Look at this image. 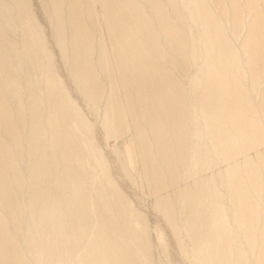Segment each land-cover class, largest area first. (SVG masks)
Masks as SVG:
<instances>
[{
  "label": "rangeland",
  "instance_id": "374dc122",
  "mask_svg": "<svg viewBox=\"0 0 264 264\" xmlns=\"http://www.w3.org/2000/svg\"><path fill=\"white\" fill-rule=\"evenodd\" d=\"M53 1L0 0V77L5 82L0 95L9 108L13 132L9 129L7 134L0 122V136L9 145L15 167L23 178V185L16 183L7 188L6 197L0 194V211L24 258L31 264H44L47 255L42 247L59 244L55 238H50L49 243L42 239V221H62L57 204L65 199L66 182L58 180L63 167L56 169L53 165L63 161L61 157L66 154L67 146L57 142L52 127L57 123L60 127L64 119L68 124L64 127L66 133L73 135L75 156L89 172L90 203L95 202L94 194L102 190L105 200L111 203L113 219L118 221L123 215L124 221L129 222L127 226L134 231L136 239L123 240L131 249H139L133 258L141 264H200L191 226L203 252L217 264H259L264 226V77L257 69L253 70L245 50L251 15L244 2L240 3L243 12L239 21L234 17L230 0L205 1L234 55L235 60L229 63L238 83L237 91L231 94L236 105L234 111L237 109L236 114L246 123L255 114L259 131L250 128L247 137L240 136L224 111L223 129L231 136V143L218 147L211 139V135L217 139L220 136L209 122L217 118L214 109L219 107L217 102L211 109L201 104L194 92L195 84H199L197 96L204 89L210 45L196 14L194 3L198 0H174L185 15V30L197 52L183 69L160 37L166 55L176 61L170 70L173 68L172 73L184 85L187 117L181 128L184 139L190 143L184 159L179 157L174 145V164L168 167L152 129L139 116L132 118L124 110L127 101L123 91L118 88L117 99L108 98L111 91L108 82L116 81L117 73L100 3L81 1L82 23L92 36V65L105 87L103 96L94 100L86 96L73 75L70 1L61 0V15ZM159 1L171 12L169 0ZM137 2L153 17L145 0ZM89 4L94 9L93 16L88 12ZM258 4L264 18L263 1L258 0ZM154 27L158 29L156 23ZM102 53L106 57L105 70L100 66ZM115 100L119 114L113 110ZM209 110L211 118L207 115ZM34 120L42 125V133L31 139ZM236 120H239L237 116ZM134 122L146 132L145 146L139 143ZM34 162H42L44 167H36ZM172 167L174 172L169 170ZM154 168L159 169L160 177ZM240 185L246 187L241 189ZM46 193L52 198L48 204L44 202ZM247 199L256 202L253 214ZM13 200L22 208L16 228L9 210L3 207H9L6 201ZM46 212L51 214L47 216ZM87 215L93 223L99 218L94 211H88ZM76 219L82 217L78 215ZM201 225L207 226L202 232ZM56 258L63 264H83L77 255L59 254Z\"/></svg>",
  "mask_w": 264,
  "mask_h": 264
},
{
  "label": "bare ground",
  "instance_id": "6f19581e",
  "mask_svg": "<svg viewBox=\"0 0 264 264\" xmlns=\"http://www.w3.org/2000/svg\"><path fill=\"white\" fill-rule=\"evenodd\" d=\"M69 1L73 75L86 96L95 100L103 96L105 87L92 65V36L87 31L89 28L83 26L82 21L84 20L83 17L81 18V1L83 0ZM97 1L100 3L103 26L112 47V56L117 73L116 81L113 82L110 79L108 82L111 89L108 98H113V96L116 98L118 88L123 91V97L127 101L125 108L123 107L124 110L132 118L139 116L152 129L151 134L155 137L156 144L163 155L162 158L167 166L171 167L174 164V156L176 155L173 152L174 145L181 159H184L186 152L190 149V143L184 139L183 129L181 128L187 117L184 85L172 73L173 68L170 70V67L175 66V60H178L181 68L185 69L190 59H194V52H197V47L195 48L193 43L190 42L188 30H185V27L187 29L185 15L178 10L179 6L176 7L174 0H169L171 12H168L159 0H145L152 10L153 17L147 14L137 0ZM205 1L198 0L194 4L197 17L202 22L203 31L210 45L208 51L211 55H207L205 62L206 80L203 83L204 89L201 95L197 96L199 84H195L197 91L194 90V92L197 101L202 102L201 104L205 103L210 109L217 102L216 107H219V110L214 109L218 113L217 118H211L212 113L210 110L207 115L211 118L209 122H211L212 128L214 130L218 129L220 132L218 139L213 135L210 136L215 141L216 146L219 147L231 141V136L223 129L222 122L224 120L221 113L224 111L228 113L230 122H234L235 131L244 138L247 137L250 128H254L256 132L259 131V122L253 111L254 117L249 118V123H246L240 115L236 114L237 109L234 111L236 105H234L231 94L238 88V83H236L234 70L229 64L235 60L233 59L234 55H232L231 48L227 44L221 25L218 23L209 4ZM262 1L264 6V0ZM53 2L56 3V11L61 15V0ZM241 2H244V7L249 12L248 15H251L245 50L249 54V63L253 70L257 69V72H261V76L264 77V18L262 11L258 0H230L229 4L233 9L234 17L239 21L243 12ZM87 8L91 16L95 15L92 5L89 4ZM224 12L223 9L220 10L221 14ZM154 23H156L158 29L154 27ZM161 36L166 49L175 55V60L172 56L166 55V50L164 51L165 48L161 45L162 42L160 43ZM225 51H229V54ZM100 59L101 69L107 68L104 53H102ZM202 74L204 73L202 72ZM4 86L5 82L0 77V92L4 89ZM113 88H117V90ZM262 93L264 95V91ZM112 105L114 106L113 110L119 114L117 100ZM56 116L58 117V115ZM236 116L239 119L238 121ZM0 122L3 123L1 125H4V131L7 134H9V129L13 134L10 127L9 108L5 98L1 95ZM60 123H63V125L59 127L57 123L52 128L56 134L57 142L67 146V150L65 148L66 154L61 157L63 161H58L53 166L56 169L63 167L58 180L64 179L66 182L65 199L57 204L62 221L57 223L42 221V239L46 238L48 242L50 238H55L59 241V244L55 246L48 244L45 248L42 247L47 255V260L43 259L44 264H63L56 258L59 254L64 257L77 255L83 264H141L140 261L133 258L134 255L139 253V249H131L124 242V240L134 241L136 239L134 231L128 228L129 222L124 221L123 215L119 216L118 221L113 219V212L110 209L111 203L105 200L102 190H98L94 194L95 202L90 203L87 192L89 172L81 160L75 156L76 146L73 143V135L66 133L64 129L68 125L67 120L63 119ZM61 126H63V129H61ZM134 126L138 132L139 143L145 146L147 136L144 128L142 129L135 122ZM32 131L31 139L42 133V125L37 120H34ZM69 131L71 130L68 127ZM63 134H65L64 139ZM10 150L9 145L0 136V194L4 197L7 196V188L11 187L12 184L23 185V178L15 167ZM34 164H37L36 167H44L42 162H34ZM44 170H47V168H44ZM169 170L174 172L173 167ZM154 172L157 177H160L158 168H154ZM256 178L259 179V177ZM34 181V184H37V178ZM239 187L243 189L246 186L240 185ZM44 188L50 190L48 187L44 186ZM21 192L19 191L18 194H21ZM59 195L61 194L59 193L57 196ZM44 196V202L47 204L52 202V198L47 193ZM6 203L9 207H3L9 210L10 219L13 220V226L16 228L15 223L21 216L22 208L14 200L6 201ZM243 203L245 204V200H243ZM247 204L249 211L253 214L256 211V202L253 199H247ZM88 211H94L98 215L99 218L95 223L87 215ZM51 213L46 212L45 214L48 216ZM78 215L82 219L77 220L76 216ZM7 225V221L0 211V264H31L24 258L20 248L15 244V236H13ZM204 228H207V226H200L201 232ZM208 231L209 229L205 232L206 236ZM190 232L199 249L200 264H217L203 252L200 239L196 235L193 226L190 227ZM216 246L217 244L214 243L213 247ZM80 252L83 253L78 255ZM259 258V264H264V226Z\"/></svg>",
  "mask_w": 264,
  "mask_h": 264
}]
</instances>
